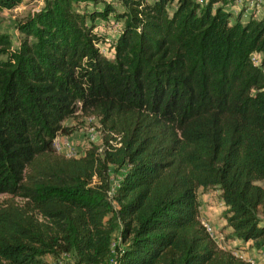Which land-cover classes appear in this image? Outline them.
I'll list each match as a JSON object with an SVG mask.
<instances>
[{
	"label": "trees",
	"instance_id": "16d2710c",
	"mask_svg": "<svg viewBox=\"0 0 264 264\" xmlns=\"http://www.w3.org/2000/svg\"><path fill=\"white\" fill-rule=\"evenodd\" d=\"M118 1L46 0L18 49L0 34V264H251L207 230L198 191L219 187L232 237L264 248V15ZM111 16L107 56L95 26ZM78 111L103 142L72 157L54 142ZM112 166L125 172L111 194Z\"/></svg>",
	"mask_w": 264,
	"mask_h": 264
},
{
	"label": "rangeland",
	"instance_id": "374dc122",
	"mask_svg": "<svg viewBox=\"0 0 264 264\" xmlns=\"http://www.w3.org/2000/svg\"><path fill=\"white\" fill-rule=\"evenodd\" d=\"M107 1L113 2L118 9L122 10L123 7L118 0ZM45 2L46 0H23L13 8H4L0 10V34L9 37L12 43V49H18L20 44L27 37L23 29L20 28L21 24H23L30 16H33L36 12L41 10L45 5ZM248 6L249 0H233L229 9L233 10L234 16L241 11L244 12L243 18L246 19L253 11L256 12L255 10H249ZM84 7L85 5L79 6L81 10L84 9ZM92 7L93 5L89 4L88 9H92ZM103 7V3L97 4V8L101 9ZM172 7H174V5ZM260 9L261 11L256 12V15L259 17L264 15V6L258 8V10ZM122 26L123 21H118L113 16L108 19H98L96 21L95 30L100 35L105 36V40L99 43V47L107 56L113 55V44L115 43ZM262 57H259L260 61L262 60ZM7 58L8 55L1 51L0 48V59ZM63 124L66 126H77V129L72 134H58L54 145L60 153L67 156L80 157L85 154L87 148L94 144L101 145L103 142L102 126L99 118L95 116H88L85 113L78 111L74 116L64 120ZM124 172L125 169L116 170L115 167L112 166L110 171L111 192H114L113 190L119 184ZM198 195L200 200L199 217L204 224L207 223L212 227V236L218 245L231 251H240L244 254L250 253L249 250L252 249L251 242L245 243L232 237L231 229L224 218L226 206L222 198L221 189L217 186L209 188L201 187L198 191ZM6 197L7 195L0 194V202L5 200ZM119 237V232H116L114 234V243L116 245L120 242ZM115 254L116 251L113 255ZM47 257L53 259L52 256ZM67 259L68 260H65V264H76L72 256H67Z\"/></svg>",
	"mask_w": 264,
	"mask_h": 264
},
{
	"label": "built area",
	"instance_id": "2783aa9c",
	"mask_svg": "<svg viewBox=\"0 0 264 264\" xmlns=\"http://www.w3.org/2000/svg\"><path fill=\"white\" fill-rule=\"evenodd\" d=\"M262 5H264V0H249V6L255 9L256 11H259L258 8L261 7ZM259 57L261 58V56H259L258 53H254L252 56V60L255 63L259 64L261 63ZM113 191H115V189ZM205 226L207 230L212 234V227L207 223H205ZM112 248H113V253H114L115 248H116V244L114 243V241L112 244ZM232 252L239 258L244 259L250 262L251 264H264V248L258 250L256 254H244L240 251H232ZM67 256H70V255L64 254L60 258H53L51 259V261H49L48 264H65V260H68ZM109 264H116L115 259L112 258Z\"/></svg>",
	"mask_w": 264,
	"mask_h": 264
},
{
	"label": "crops",
	"instance_id": "0c3cea01",
	"mask_svg": "<svg viewBox=\"0 0 264 264\" xmlns=\"http://www.w3.org/2000/svg\"><path fill=\"white\" fill-rule=\"evenodd\" d=\"M262 6H264V5H262ZM262 6H261V7H262ZM248 7H249V10H251V11L255 10V9H253V8L250 7V6H248ZM255 11H256V10H255ZM259 11H261V9H260ZM259 11H256V12H259ZM258 55L262 57V53H258ZM249 252H250V253H248V254H256L258 251L255 250V249H251V250H249ZM46 259L48 260V262L51 261V260H50L51 257H50V258L47 257Z\"/></svg>",
	"mask_w": 264,
	"mask_h": 264
}]
</instances>
